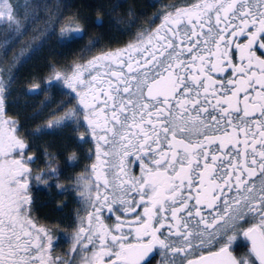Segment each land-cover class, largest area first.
<instances>
[{
	"label": "snow or ice",
	"instance_id": "snow-or-ice-1",
	"mask_svg": "<svg viewBox=\"0 0 264 264\" xmlns=\"http://www.w3.org/2000/svg\"><path fill=\"white\" fill-rule=\"evenodd\" d=\"M0 18L13 22L10 3ZM155 19L122 50L53 68L46 81L78 102L73 115L95 140L93 170L107 165L118 181L105 179L106 194L90 199L75 259L52 258L56 233L31 217L30 181L47 174L33 175V149L5 111V80L24 49L8 60L10 40L0 42V264H152L159 250L181 264H264V0L166 5ZM8 27L23 38L20 21ZM74 35L83 30L60 38ZM105 210L120 213L114 229ZM238 241L248 246L239 256Z\"/></svg>",
	"mask_w": 264,
	"mask_h": 264
},
{
	"label": "flooded vegetation",
	"instance_id": "flooded-vegetation-1",
	"mask_svg": "<svg viewBox=\"0 0 264 264\" xmlns=\"http://www.w3.org/2000/svg\"><path fill=\"white\" fill-rule=\"evenodd\" d=\"M153 1H155L153 2V23L156 26L160 21L155 19V14L163 10L164 6L186 7L196 2V0ZM129 44L109 48L105 52L122 50ZM238 59L237 56V62ZM9 83L10 88L4 93L5 111L8 117L16 120L19 127L23 129L22 135L26 137V142L33 149L31 153L33 160L28 165L33 175L47 174L45 180L30 181L31 217L38 227H46L56 233L58 240L54 238L52 258L75 259L76 254L71 251L72 237L76 235L81 220H84L87 226L85 218L91 211L90 199L95 202L98 193L106 194L103 187L105 179L110 182L118 181L114 178L113 169L107 165L93 170L92 165L97 163L94 155L95 140L81 127L80 119L73 124L64 123L59 127L49 128V124H55L53 120L56 117H63L67 110L73 111L78 103L71 99V95L65 94L66 89L59 86L50 87L46 81H29L20 85L19 88H17L18 81H5V84ZM20 108L23 109V113L28 114L30 121H33V126L30 128L28 123H24V114L19 111ZM33 113L36 114L31 117ZM67 116L69 117V113ZM80 137L84 139L81 140ZM51 139L53 140L49 143L48 140ZM129 174L139 177L140 169L132 164ZM111 190L110 183L108 191ZM119 214L108 213L105 210L101 214V220L106 226L114 229L115 225L120 223L115 218ZM121 220H127V216L121 215ZM123 231H128L126 224ZM131 239L132 236H129V240ZM88 247L93 249L92 245ZM235 247V254L238 256L248 251L246 243L238 241ZM77 250L83 251L84 255L90 254L88 249L81 250L79 245H77ZM205 254H207L206 251ZM153 256L152 264H173V262L181 264L182 260V257H173V254L166 250H159V255L156 256L154 253ZM108 259L104 257L105 264Z\"/></svg>",
	"mask_w": 264,
	"mask_h": 264
},
{
	"label": "trees",
	"instance_id": "trees-1",
	"mask_svg": "<svg viewBox=\"0 0 264 264\" xmlns=\"http://www.w3.org/2000/svg\"><path fill=\"white\" fill-rule=\"evenodd\" d=\"M63 1H66L69 12L76 15L85 24L86 32L81 36L73 37L71 41H59L60 46L50 53L44 52V55L46 54L44 58L38 56L27 67L22 66L14 70L12 78H15L11 81H18L17 88L29 81L51 80L53 76L50 77L49 74H52L53 68L61 70L69 65L86 64L89 59L103 54L109 48L113 49L132 43L135 41L136 35L152 27L153 0H123L122 2L121 0ZM115 2H117L116 6H114ZM109 10L113 11L112 16L108 14ZM111 17L117 20V25L122 28L120 31H114ZM134 19L133 25H127L129 28L126 27V22ZM89 40L94 44V48L91 53L87 51L90 57L86 58L82 56L81 51L85 50L86 46H91ZM0 79H2L1 71ZM19 111L24 112L22 108ZM23 114V121L28 123L27 125L30 128V126H33V121H30L28 114ZM52 140H48V142L50 143Z\"/></svg>",
	"mask_w": 264,
	"mask_h": 264
},
{
	"label": "rangeland",
	"instance_id": "rangeland-1",
	"mask_svg": "<svg viewBox=\"0 0 264 264\" xmlns=\"http://www.w3.org/2000/svg\"><path fill=\"white\" fill-rule=\"evenodd\" d=\"M122 1L123 0H121V2ZM5 3H10L12 5L13 22H8L5 19L0 18V42L3 41L5 36H7L10 40V44L7 46L8 60H11L12 56L18 53L20 49H24L23 55L17 65L12 68L9 79L5 81L14 80L15 77L12 78V73L17 68L22 66L27 67V65L30 64L34 58H37L38 56L44 58L46 55H44V52L50 53L59 47V41H63L60 40V33L61 31L67 30L71 26L70 24H74L76 27L81 28L83 33L86 32L85 24L76 15L69 12V7H66V1L0 0V9L3 8ZM116 4L117 2L114 3V6H116ZM112 12V10H109L108 14L112 16ZM17 20L21 22L22 31L20 35H22V39L20 36H16L13 33L11 27H8V25ZM128 21L126 22V27L133 25L135 19L130 20L129 22ZM111 23L113 24L114 31H120V29H122L119 28L117 20L113 17H111ZM78 36L81 35H74L73 37ZM72 39L64 41H71ZM2 51H4V49H0V52ZM81 54L86 58L90 57L88 56L89 53L86 49L82 50ZM0 71L3 78V70L0 69ZM49 75L52 77L51 73ZM70 110H67L63 117H56L53 122L55 123L56 121H61L62 124H73L76 120L79 121V118L73 115L75 108L73 111ZM36 113L31 114V117H33ZM68 113L69 117L67 116Z\"/></svg>",
	"mask_w": 264,
	"mask_h": 264
}]
</instances>
